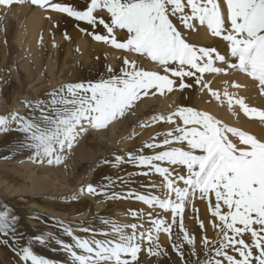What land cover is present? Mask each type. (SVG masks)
<instances>
[{"label": "rangeland", "instance_id": "1", "mask_svg": "<svg viewBox=\"0 0 264 264\" xmlns=\"http://www.w3.org/2000/svg\"><path fill=\"white\" fill-rule=\"evenodd\" d=\"M50 2L84 11L91 0ZM219 2L226 14L224 0ZM185 12L190 14V9L186 7ZM94 15L110 23L106 9L97 8ZM170 18L188 43L214 48L226 57L227 62L214 60L213 63L222 71L197 72L195 76L183 77L189 87L181 89V78L166 72L164 65L146 55L96 40V34L110 35L99 23L92 25L79 21L67 13L34 5L31 0H14L11 5H0V116L9 119L12 114L38 116L36 101L42 100L47 106L51 93L62 85L120 76L121 70L128 67L125 59L135 61L137 67L146 71L168 75L175 81L171 92L165 90L161 94L155 89L148 90V95H141L124 115L106 127L96 128L85 123L87 130L76 137L73 146L58 153L62 157L59 163H48L49 157L37 156L34 149L24 146L28 142L26 134L19 131L14 121L9 132L0 133V212H7L9 220L16 217L11 228L0 231V264H32L23 259L22 250L26 247L53 264H73L70 253L57 241L74 245L76 237L118 239L112 232L114 224L125 226L124 235L137 234L136 242L142 247L137 261L131 264H207L215 259L228 264L214 251L220 246L223 234L216 226L221 221L212 214L209 199L202 198L199 191L189 195L181 216L173 223L171 209H162L158 204H147L136 198L145 195L165 199L169 190L161 174L150 170L148 165L129 162V153L154 155L171 147L187 148L186 143L175 141L170 145L162 144L165 133L182 124L179 117H174L175 123L153 120V117L174 113L178 107L207 112L223 124L264 141V121L249 117L235 103V99L243 98L249 107L264 110V86L230 66L236 63V58L231 56L228 42L212 35L206 25L193 20L194 29H188L181 23L179 15ZM113 34L121 42L129 35L127 30L119 28L114 29ZM168 67L179 66L171 63ZM184 68L189 70V66ZM198 78L200 83H197ZM213 91L219 94V99ZM225 92L233 97L231 106ZM228 135L238 147H243L237 137ZM154 142L160 147H146ZM154 163L170 169V178L176 187H185L184 182L177 179L178 175H187L185 166L171 165L167 161ZM88 185L95 187L97 192L89 193ZM209 195L211 205H214L215 197ZM170 198L174 200L175 194L172 193ZM221 211L228 209L222 206ZM158 218L172 223V232L171 235L163 231L154 233L158 236L156 243L160 254L153 256L147 251L150 242L141 240L139 234L152 228V221ZM181 219L184 229L179 227ZM133 224L138 227L131 228ZM69 228L71 236L67 232ZM185 229L195 238L193 244L183 239ZM229 235H232L230 231ZM37 237L44 238L45 242L41 243ZM205 237L209 241L207 245L203 242ZM240 238L253 243L250 233L246 232ZM176 244L180 245V251ZM74 250L83 253L82 249ZM225 251L240 258L231 247ZM252 251L254 255L259 252L255 247ZM122 259L130 260V257L122 256ZM253 264H256L255 260Z\"/></svg>", "mask_w": 264, "mask_h": 264}, {"label": "snow or ice", "instance_id": "2", "mask_svg": "<svg viewBox=\"0 0 264 264\" xmlns=\"http://www.w3.org/2000/svg\"><path fill=\"white\" fill-rule=\"evenodd\" d=\"M13 2L0 0V5L7 6ZM31 2L67 13L79 21L103 25L110 35L96 34V40L110 42L118 49L146 55L152 61L164 65L166 72L181 78V89L189 87L183 82V77L195 76L197 72L222 71L213 66L214 60L227 62L226 57L214 48L188 43L170 17L179 15L181 23L188 29H194L192 21L198 20L200 25L207 26L212 35L228 42L231 56L236 58V63L230 66L247 73L264 86V0H224L226 14L219 0H91L84 11H77L69 5L51 3L50 0ZM101 7L110 14V23L94 15V11ZM186 7L190 9V14L185 12ZM116 28L127 30L129 35L126 41L116 39L113 34ZM124 63L128 67L121 70L120 76L112 75L97 82L62 85L51 93L47 106L42 100L36 101L38 116L12 114L11 119L0 116V133L9 132L14 121L19 131L26 134L28 142L24 146L34 149L37 156L49 157L48 163H59L62 157L58 153L73 146L76 137L87 130L85 123L96 128L106 127L118 116L124 115L141 95H148V90L155 89L161 94L165 90H173L175 81L168 75L146 71L137 67L135 61L125 59ZM171 63L179 67H168ZM184 66H189V70L186 71ZM200 82L198 78L197 83ZM212 94L220 98L217 92L213 91ZM224 95L231 106L233 97L227 92ZM235 103L249 117L264 121V110L249 107L243 98L235 99ZM174 117H179L182 124L165 133L162 144L170 145L175 141L186 143L187 148L171 147L154 155L134 156L129 153V162L148 165L150 170L164 177L169 196L160 199L139 195L136 198L147 204H158L162 209H171L175 223L184 210L186 199L199 191L202 198L209 199L212 214L221 221L220 225H216L223 234L220 246L214 249L216 255L224 257L228 264H253V260L256 264H264V141L241 129L223 124L207 112L190 107H178L174 113L166 117H153V120L175 123ZM229 133L237 137L243 147H238L229 138ZM146 147L156 148L160 145L154 142ZM157 161L185 166L187 175L177 176L185 187H176L175 181L170 178V169L154 163ZM87 191L95 194L97 189L88 185ZM172 193L175 194L174 200L170 198ZM209 194L215 197L214 205H211ZM222 206H226L228 211L222 212ZM15 220L16 217L9 220L7 212H0V231L11 228ZM152 224L153 227L146 233H140L139 238L150 242L147 251L156 256L160 251L156 243L158 236L154 233L163 231L171 235L172 223L158 218ZM124 227L116 224L112 226V232L118 235V239L76 237L74 245L64 244L63 241L57 243L63 244L64 250L70 253L73 264H131L137 261L142 246L136 242L135 232L124 235ZM130 227L136 229L138 226L133 224ZM179 227L184 229L182 219ZM229 231L232 235H229ZM67 232L72 235L70 228ZM246 232L251 234L252 244L240 238ZM37 239L41 243L45 242L42 237ZM183 239L193 244L195 238L185 229ZM203 242L206 245L209 243L207 237ZM175 247L180 251L179 244ZM229 247L239 254V259L225 251ZM253 247L259 250L258 254L254 255ZM74 249H82L83 253L78 254ZM22 251L23 259L30 260L32 264H53L35 255L31 248L26 247ZM122 256H129L130 260L122 259ZM207 264H224V261L209 260Z\"/></svg>", "mask_w": 264, "mask_h": 264}, {"label": "bare ground", "instance_id": "3", "mask_svg": "<svg viewBox=\"0 0 264 264\" xmlns=\"http://www.w3.org/2000/svg\"><path fill=\"white\" fill-rule=\"evenodd\" d=\"M202 36H205V35H202ZM245 83V82H244ZM262 132V131H261ZM259 135H261L260 133H259ZM263 136V135H262Z\"/></svg>", "mask_w": 264, "mask_h": 264}]
</instances>
